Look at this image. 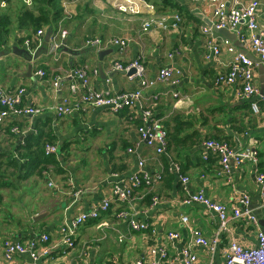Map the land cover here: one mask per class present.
<instances>
[{"label": "crops", "instance_id": "obj_1", "mask_svg": "<svg viewBox=\"0 0 264 264\" xmlns=\"http://www.w3.org/2000/svg\"><path fill=\"white\" fill-rule=\"evenodd\" d=\"M27 1L0 2L3 10L0 14L9 12L17 2L29 6ZM223 1L227 5L233 4V0ZM247 1L251 0H243L244 3ZM258 1L259 25L264 37V0ZM171 2L173 6L137 1L140 13L145 15L142 16L114 11L117 8L112 0L62 1L65 17L59 22L58 32L65 29L67 35L61 41H54L53 31L44 30L45 35L35 49L27 48L20 41L23 38L20 31H11L7 45L0 49V93L22 90L18 110L33 108L38 114L20 116L11 112L6 123L14 125L19 134L11 133L5 125L0 129V264H32L28 255H17L12 261H6L4 243L34 241L43 235L49 237L45 245L49 255L41 259L42 264L133 262L148 257L150 249L160 244L169 232L179 231V240L168 244L170 251L175 253L190 242L189 229L181 223V217H187L191 228H198L211 240L220 227L218 217L202 204H182L186 193L179 175L189 179L191 193L203 194L229 209L239 205L241 194L247 195L264 232V187L255 182L257 175L264 173V102L240 99L241 84L230 87L215 84L218 75L228 72L235 52L239 53L240 48L233 43L235 52L227 51L226 37L213 28L215 19L211 1ZM178 15L181 20L178 29L155 27L143 32V24L149 19L165 20L171 25ZM210 28L211 37L205 36L203 30ZM95 37L105 41L111 39L109 37L130 40L123 60L131 62L142 52L147 76L156 77L159 70L169 68L179 71L180 77L175 83H159L145 89L139 108L112 114L107 108L88 106L71 93V87L76 84L70 77L74 69H96L91 85L98 92L120 93L135 87L124 73L113 71L118 58L116 47L108 42L100 48L86 45V40ZM211 38L222 45V53L218 59L208 60L206 54ZM248 54L258 65L257 55L251 50ZM261 70L258 65L260 87L264 80ZM40 71L44 77L38 74ZM56 81L59 88L54 85ZM175 94L179 96L175 97ZM65 98L71 99L73 110L68 115L58 116L55 108L61 106ZM253 102L257 103L258 112L253 111ZM143 110H150L164 124L170 123L171 133L178 117L189 121L191 126L182 130L178 136L180 140L171 142L167 154L157 155L139 137ZM48 119H51L52 133L57 137L60 148L57 158L63 172L50 166L44 178L32 173L23 179L25 160L21 155L25 152L26 138L36 135L37 128L46 132ZM213 138L223 140L237 150H256L258 164L248 163L233 170L231 175L222 174L217 155L200 145ZM129 149L133 153H129ZM140 160L144 161L141 168L138 166ZM173 163L181 170L170 180L165 176V167L169 165L170 168ZM141 171L151 177L160 173L164 179L154 188L143 186L136 191L131 204L113 205L100 220L88 222L79 229L75 248L65 251L60 244L61 222L96 208L115 181ZM155 195L160 196L161 201L153 209L151 199ZM123 212L128 216L118 218ZM44 213L48 214L46 218L35 221ZM132 220L150 224L156 233L131 232L129 223ZM257 234L254 227L232 222L230 232L220 239L215 253L204 246L193 247L197 264H225L229 238L253 247L258 243Z\"/></svg>", "mask_w": 264, "mask_h": 264}, {"label": "built area", "instance_id": "obj_2", "mask_svg": "<svg viewBox=\"0 0 264 264\" xmlns=\"http://www.w3.org/2000/svg\"><path fill=\"white\" fill-rule=\"evenodd\" d=\"M80 1V0H76ZM140 0H113L117 10L125 14H136L139 11ZM214 6L213 16L215 23L213 28L216 31L228 30L233 32L241 44L244 46V50L248 52L251 50L259 59V64L264 71V37L260 31L258 10L260 3L258 0H251L244 3L243 0H233V4L227 5L223 0H208ZM27 4H30L27 1ZM137 10V11H136ZM173 24L168 25L165 20L159 22L149 19L143 25V32H148L153 27H159L162 30L178 29L181 24L179 16ZM205 36L211 37L212 28L204 29ZM44 32L40 31L34 37V42H39L41 37L44 36ZM67 35L66 31L53 34L52 39L54 41H61ZM25 35H22L24 37ZM104 42H108L110 45L118 49V58L113 64V71L124 73L131 83H135V87L132 90L112 93L111 91H95L91 85L92 76L97 74L96 69L88 70L86 68H78L72 70L70 77L76 80V84L71 87L72 95L79 96L82 103L92 106L94 108H107L112 114H119L125 109H133L141 107L142 99L144 97L143 91L156 87L157 84L175 83L180 77V72L177 70L165 68L159 70L156 73V77L147 76V67L145 64L144 54L141 52L138 54L137 59L131 62H124V54L130 46V40L122 38H111L103 40L101 37L90 38L86 40V45L92 48H100ZM27 48L31 47V42L26 40L24 42ZM224 45L228 52H235L236 47L229 40L224 41ZM222 53V45L215 42L214 38L208 41V50L206 58L208 60L218 59ZM173 58L172 55H169ZM253 62L250 56L242 53L235 52V57L230 63L228 72L218 75L216 79L217 86H232L234 84H241L239 90V97L242 100L253 101L254 99H260L264 102V94L260 89L259 75L256 72L258 66ZM133 74H129L131 71ZM41 77H44L43 72L38 73ZM56 88H59L58 81L54 83ZM22 90H16L11 94L0 93V129L5 125L9 126L6 121L9 119L11 112H16L20 116H35L38 114L37 109L28 108L18 110L21 104ZM179 94H175L178 97ZM70 98H65L62 105L55 108V112L58 116H65L71 113L73 108L70 106ZM253 111L258 112V105L256 102L251 104ZM141 116L142 125L139 127V137L145 146L155 150L156 154H167L168 145V132L162 125V119L156 118L154 113L150 110H143ZM12 133L19 134L16 128H12ZM201 147L206 151H210L217 155L219 159L220 167H222V174L231 175L232 171L239 169L245 164L252 163L257 165L259 162L258 152L252 148L237 150L231 147L227 142L222 140H204L201 142ZM46 153L59 155V147L57 145H47L45 149ZM129 153H133V150L129 149ZM206 159V157H204ZM144 165V161L140 160L138 163L139 168ZM170 170L174 173H180L181 168L176 164L170 165ZM47 175V174H45ZM180 176L183 189L186 193V197L182 200L184 205H196L202 204L213 214H216L220 222V227L211 240L207 239L204 233L197 229H193L187 223V217H181V223L185 227H188L190 232L189 244L181 248L178 252H171L168 248V244H173L179 240V231L169 232L160 244L155 245L149 251V255L146 258L137 259L133 262H124L123 264H197V254L194 252L193 247L204 246L209 248L211 253H215L220 239L230 232V223L241 222L247 227H254L258 230L257 240L258 243L253 247L244 246L236 238H229L228 248L225 253V264H264V232L260 229V221L253 209H251L250 198L247 195H240L237 206L229 209L226 205L213 202L211 199L203 194H193L190 191L189 179L187 177ZM115 178H119L115 175ZM163 175L157 174L154 177L149 176L145 172L137 173L129 178H120L115 181L111 186V191L104 196L101 204L96 208L81 212L73 218L64 219L61 222V238L60 244L64 247L65 251L68 249H74L75 238L78 231L83 226H86L88 222H95L101 219L104 214H107L113 207V205H121L122 203L131 204L134 200L135 192L140 190L143 186L154 188L162 181ZM255 182L264 187V173H259L255 179ZM49 186L53 184L49 182ZM160 196L155 195L151 199V207L157 208L160 203ZM128 216L127 212L119 213L118 218L123 219ZM131 232L142 233L150 231L151 234L156 233L155 227L145 222H137L136 220L130 221ZM49 242L47 235L40 236L37 240L29 242H11L4 243V258L10 262L17 255H28L32 264H42L41 259L49 255V249L45 245ZM64 251V253H66Z\"/></svg>", "mask_w": 264, "mask_h": 264}, {"label": "trees", "instance_id": "obj_3", "mask_svg": "<svg viewBox=\"0 0 264 264\" xmlns=\"http://www.w3.org/2000/svg\"><path fill=\"white\" fill-rule=\"evenodd\" d=\"M62 1L73 2L75 0H35V2L33 1V5L31 7L27 6L24 2H17L16 5L13 4L14 6L9 8V12L0 14V49L7 45L8 39L13 29L20 31L22 35H25L22 39L20 38V41L25 42L26 40H29L31 42V48L33 49L36 48L38 43L34 42V37L38 32L51 30L53 31L52 34H57L59 22L65 17V8L63 5H61ZM142 1L148 4L152 2H160L164 3L166 6H173L171 0ZM2 2L12 4L13 0H2ZM51 123V119H48L46 125V128L48 129L46 132L37 128L38 131L36 135L31 134L27 136L23 148L25 152L21 155L22 159L25 160V162L22 164L23 170L25 171L23 179L27 178L32 173H36V175H38L40 178H44V175L48 173V168L50 166L55 167V171L63 172L61 171V168H59L60 163L57 155L48 154L45 151L47 145L58 146L57 137L52 133ZM141 125L142 120L139 127ZM162 125L168 132V145L166 149L168 151L171 142L180 140L178 137L179 134L182 132V130H185L191 126V123L189 121H182L180 117L176 118L173 133H171L169 129L170 123L164 124L162 121ZM8 127L7 129L9 130L15 128L14 125H9ZM165 168V176H168L170 180H173L175 173L170 170L169 165Z\"/></svg>", "mask_w": 264, "mask_h": 264}, {"label": "water", "instance_id": "obj_4", "mask_svg": "<svg viewBox=\"0 0 264 264\" xmlns=\"http://www.w3.org/2000/svg\"><path fill=\"white\" fill-rule=\"evenodd\" d=\"M218 33H220L224 37H226V39L228 41L230 40L232 43H234L237 48H240V52L246 54L247 56L249 55L248 52L244 50L243 44L240 43V41L238 40V37H236V35L234 33H231L228 30H220V31H218ZM66 44H67V41L65 42V45ZM249 56L251 57V55H249ZM261 69H262V67H261ZM133 73H134V71L132 70L129 74H133ZM261 73L264 75L263 69L261 70ZM261 83H262V81H261ZM260 89H261L262 94H264V80H263V83H262V86L260 87ZM47 215L48 214H45V213L44 214H41V216L37 217L35 219V221L42 220L43 218H46Z\"/></svg>", "mask_w": 264, "mask_h": 264}, {"label": "rangeland", "instance_id": "obj_5", "mask_svg": "<svg viewBox=\"0 0 264 264\" xmlns=\"http://www.w3.org/2000/svg\"><path fill=\"white\" fill-rule=\"evenodd\" d=\"M28 1H29V3H30V4H28L29 6H32V5H33V1L35 2V0H28ZM75 1H76V0H75ZM112 2H113V0H112ZM1 3H2V1H1ZM113 6L116 7L115 3H113ZM3 8H4V7H3ZM5 8H6V7H5ZM1 9H2V7L0 6V12L3 11V10H1ZM114 11H118V10H117V9H114ZM136 11H137V10H136ZM140 11H141V10H139L138 12H136V14H137V15H138V14H141ZM141 15H142V16H145L144 14H141ZM142 21L144 22V18L142 19ZM146 22H148V21H146ZM146 22H145V23H146ZM145 23H144V24H145ZM144 24H143V25H144ZM154 28H155V27H153L152 29H154ZM142 29H143V28H142ZM152 29H151V30H152ZM63 31H66V30L64 29ZM149 31H150V30H149ZM66 32H67V31H66ZM44 35H45V34H44ZM109 38H117V37H109ZM118 38H119V37H118ZM118 38H117V39H118ZM122 39H124V38H122Z\"/></svg>", "mask_w": 264, "mask_h": 264}, {"label": "bare ground", "instance_id": "obj_6", "mask_svg": "<svg viewBox=\"0 0 264 264\" xmlns=\"http://www.w3.org/2000/svg\"><path fill=\"white\" fill-rule=\"evenodd\" d=\"M75 70V69H74ZM71 86V85H70ZM78 102V101H77ZM91 108V107H90ZM132 110V109H131ZM74 112V111H73ZM133 149V148H132Z\"/></svg>", "mask_w": 264, "mask_h": 264}]
</instances>
